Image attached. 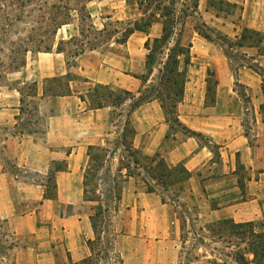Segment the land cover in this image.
<instances>
[{"label":"crops","instance_id":"1","mask_svg":"<svg viewBox=\"0 0 264 264\" xmlns=\"http://www.w3.org/2000/svg\"><path fill=\"white\" fill-rule=\"evenodd\" d=\"M258 2L264 4V0L244 1L242 18L245 25H237L234 38L240 35L243 27H247L260 31L264 44V8H253ZM149 29L147 32L134 31L128 39L141 33L144 41L155 37L150 36ZM211 43L215 46L211 40L198 37L192 43L191 51L194 53L199 44L209 48ZM240 48L257 70L243 65L233 73L227 62L220 61L217 66L214 58L205 59V55L192 53L183 99L188 92L202 94L204 98L208 77L214 76L217 97L233 93L234 82H238L251 96L250 105L241 115L232 109L221 115L201 113L189 116L188 120L177 114L180 122L194 134L179 138L177 132L172 133L169 136H175L172 146L159 154L168 165L181 163L189 172L182 183L188 198L180 203L183 212L191 213L185 215L187 223L190 219L213 223L227 218L235 222L264 221V91L260 75V71H264V55L258 54L255 47ZM54 54L60 55L59 52ZM44 58L38 59V72L43 77L61 75L69 70L59 71L55 60L46 64ZM195 62L199 63L198 66ZM70 66L91 83L110 85L111 81L118 79L119 82L128 75L110 69V75L114 77L102 81L84 59L75 60ZM208 66L214 68L211 74L207 72ZM134 75L130 87L125 89L137 93L141 81ZM52 101L57 111L48 117L42 140L32 134L35 132L16 139L12 158L20 169L34 173H46L52 161H63L66 168L55 171L56 194L50 199L44 196L42 181L10 173L0 166V220L10 236L9 245L0 246V264H6L2 261L4 257L10 264H80L93 253L87 243L95 237L89 219L92 212L91 208L87 210L82 205L86 202L83 199L82 163L88 157L89 145L109 144L111 128L118 127L114 124L116 120L112 119V112L117 107L90 109L86 101L73 92L53 96ZM129 119L134 128V146L146 153L158 154L167 143L170 128L159 101L153 99L140 104L131 110ZM123 125L124 121L115 132L117 139ZM135 140H138L136 144ZM153 193L140 190L132 176L124 182L115 217L117 224L127 223L132 226V231L123 230L116 235V250L121 254L122 264H173L160 254L170 252L174 241L170 239L180 224L173 217L169 220L173 225L172 232H165L163 225L160 232L154 228L151 212L156 209L157 199ZM63 206H70L71 211L66 213ZM26 207L29 208L23 209ZM142 221L148 224L140 229ZM157 247L161 249L157 250ZM209 256L203 254L191 264H206Z\"/></svg>","mask_w":264,"mask_h":264},{"label":"rangeland","instance_id":"2","mask_svg":"<svg viewBox=\"0 0 264 264\" xmlns=\"http://www.w3.org/2000/svg\"><path fill=\"white\" fill-rule=\"evenodd\" d=\"M46 1L51 3L55 0ZM228 1L235 2L236 6L230 9H218L208 6V0H198L197 9L192 11L191 9L183 10V5L178 3L176 29L172 35L171 43L179 38L183 45L189 44L192 56V43L198 37L205 39L200 35L199 31L207 32L211 35V41L215 43V46L211 43L208 44L209 48H207V46L199 44L194 49L193 54L205 55L207 57L205 59L212 57L215 59L217 66L220 65V61L227 62L228 68L234 73L242 68L243 65H252L254 62L246 56V52H243L242 48L231 45V43V46H229L228 43V39L231 41L235 39L233 32L237 28V25H245L242 12L244 11V1L246 0ZM215 3L218 4L217 0H215ZM30 6L28 4V8ZM257 7L258 10H262L264 4H261V2H258L256 5L254 4L253 8ZM86 8L91 15L94 25L98 29L102 28L104 24L112 28L117 25L116 21H127L139 15L134 5L127 0H89L86 1ZM25 14L19 16L17 12H6L0 9V166L10 173L14 172L13 174L42 181L45 193L52 194L54 192L52 188L53 180L47 176V172L41 174L34 173L29 169L24 171L16 165L12 158L16 147V139L31 134L28 130L37 129L32 134L39 140H42L48 117L55 115L57 111L54 106L56 104L52 101L53 96L42 94V87L47 77H43L38 72V59L45 57L44 62L46 64L55 60L54 63H56V68L59 71L69 69L75 74L77 79L72 82V89L73 94L76 96L85 94L87 88L93 84L84 81V76L81 73L78 74L76 72L78 70L70 66V64H74L75 60L80 59H84L89 69L96 73L97 77L102 81H109V79L114 77V75H110V69L128 74L124 80L118 82L117 79V84L111 81L109 85L114 89L119 87L127 88L131 85L132 75L146 72V50L143 47L145 37L142 33L134 34L125 44L114 43L113 38H102V42L95 48L90 49L89 46H85L84 52L73 59L69 55V52L79 45L83 39L79 34L80 25H78L75 19L74 12H72L74 19L70 23L59 27L56 32L53 29L54 25H41L40 13L37 10L30 14L29 12H25ZM160 32L161 24L159 22L154 23L149 29L151 37L158 36ZM114 36L116 37V34ZM59 41L62 42V49L64 51L59 52L60 55L56 56L54 53ZM205 41L208 40L205 39ZM36 44L50 46V54L31 48L32 52L28 51L25 54L24 66L18 70L9 67L13 57L11 50L17 49L20 52L23 46L30 48ZM18 57L17 59H19ZM159 62L160 58L154 65V74L157 73V68L160 66ZM195 63L198 66L199 63ZM213 71L214 68L208 66V74H211ZM119 75L121 76V73ZM214 79V76L208 77L209 81L207 85H209L210 89L206 91L204 98H202V94L187 93V96L177 106V114L181 115V118L188 120L189 116H199L201 113L221 115L229 112L230 109L241 115L245 111L246 106L250 105L251 96L243 84L234 82L233 93L231 92L229 95L226 94L224 96L220 94V97H217ZM216 101H219L217 105H215ZM130 103L131 101L127 100L113 110L112 119L116 120L114 124L118 125V127L111 128L112 131L110 132H112V136L109 144L98 146L103 150L94 149L91 151L93 160L96 157L99 158V161L94 160L91 162L87 177V192L83 196L86 202H83L82 205L87 210L91 208L92 213L95 211L98 203H101L105 208L100 238L95 239L94 237L92 260H97L101 264H122L121 254L116 250V235L123 230L126 232L132 231V226L127 223L117 224L115 215L118 200L122 196L124 182L128 180V176H132V179L140 190L147 192L150 187L153 189L151 192H154L153 194L156 196L157 203L156 209L151 213L154 216L153 226L157 231L160 232L159 229L163 225L165 232L168 230L172 232L173 225L169 223V220L175 217L179 221L180 228L175 231L174 237L170 239L171 241L174 240L171 242L170 252L167 251L165 254H160L163 259L171 260L173 264H191L194 259L205 254L211 255L206 260L208 264H223L224 262L231 264V258L226 253H229L235 247L233 245L230 246L225 241L218 240L216 235L209 229L212 222L206 220L196 222L191 219L188 223L186 222L185 215L189 214L188 216H190L191 213L183 212L184 208L180 206V203L188 198L186 193H184V189H182L183 181H171L170 177L161 175V167H158L155 161L152 162L153 158L156 161L158 159L164 160L159 154H163L164 151H167L172 146L174 142L172 138L175 139V136L169 137L172 133L177 132L180 138L182 135H189L188 132L183 130L175 121H171L167 143L158 153V156L136 148L133 141L134 134L127 137V141L131 142V147L136 150V153L128 152L124 147L122 137L120 136L117 139L115 132L123 124L126 113L130 108ZM86 104H88L87 101ZM20 106L22 110H19ZM137 142L138 140H135V144ZM215 150L217 152V147H215ZM10 154L11 157L9 156ZM134 159H136V162ZM88 160L89 157L82 163V168H84L82 170L83 180L86 168H88ZM97 163L102 164L96 170L94 166ZM180 164L177 163L169 166L179 169ZM151 165L152 167L149 168ZM125 166H127V169ZM237 166H240L238 162ZM175 168L173 169L175 170ZM150 173L154 175V178L150 176ZM173 173L174 171L172 175ZM240 175L243 177L244 173L241 171ZM27 208L29 207L23 209ZM63 209L66 213L71 211L70 206H63ZM168 223L169 227L167 226ZM145 224L147 225L148 222H140V229ZM9 240V232L3 227L0 220V246L6 247L9 245ZM125 244L129 246L128 243ZM160 249L157 247V250ZM119 259H121V263H119ZM2 261L10 264L7 262L6 257L2 258Z\"/></svg>","mask_w":264,"mask_h":264},{"label":"trees","instance_id":"3","mask_svg":"<svg viewBox=\"0 0 264 264\" xmlns=\"http://www.w3.org/2000/svg\"><path fill=\"white\" fill-rule=\"evenodd\" d=\"M86 1L89 0H55L51 3L46 0H0V9L6 12H17L19 16L25 14V12H29L30 14L37 10L40 13L41 25H54V32L62 25L70 23V21L74 19L72 16V12H74L75 19L78 25H80L79 34L83 39L79 45L69 52V55L73 59L84 52L85 46H89L90 49L95 48L102 42V38H113L114 43L125 44L128 37L134 31L147 32L154 23L159 22L161 24L160 34L152 38H146L143 43V47L146 50V72L134 75L141 81V86L137 90V93H133L125 88L114 89L108 84L95 82L87 88L85 94H79V97L81 100L88 102L87 106L90 109L104 106L118 107L127 100L131 101L121 133L122 142L128 152L136 153V150L131 147V142L127 141V137L134 134V128L129 119L130 112L140 104L149 100L156 99L159 101L164 113L165 122H167L170 127L171 121H175L183 130L188 132L189 135L194 134L193 131L186 128L180 122L177 115V106L183 100L184 86L187 80V69L191 63L190 45H183L179 38L175 39L172 43L171 41L177 23V4L181 3L184 7L183 10L191 9L195 11L198 6V0H127L134 5L139 15L127 21H116L117 25L112 28L104 24L100 29L94 25L91 15L86 8ZM217 2L218 4L215 3V0H208V6L218 9H230L236 6L235 2L228 0H217ZM28 4L31 5L29 8ZM25 15L27 16V14ZM199 33L205 39L212 40L209 33L204 31H199ZM115 34L116 37L114 36ZM262 40L263 36L260 31L243 27L240 31V35L233 41L228 39V43L229 46L255 47L258 54L264 55V44H262ZM31 48L43 52H49L51 49L48 45L42 46L40 44H36L30 48L23 46L20 52L17 49H13L11 50L13 53L12 62H10L11 66L9 65V67L18 70L20 67L24 66L25 54L28 51L32 52ZM63 51L62 42L59 41L56 52ZM18 54L20 55L19 57ZM17 57L19 59H17ZM159 58L160 66L157 68V73L154 74V65ZM248 66L256 69L253 65ZM260 75L262 76L261 88L264 91V71H260ZM76 79L77 76L69 70L61 75L47 77L42 87V94L50 96L70 95L73 92L71 84ZM83 80L86 82L88 81L86 78ZM214 83H216L215 80ZM209 89L210 87L208 85L207 91H209ZM19 110H22L21 106ZM36 131L37 129L28 130L29 133ZM94 149L103 150L98 146H88V168H86L83 180L84 195L87 192V177L91 162L94 160L99 161V158L94 157L93 160L91 157V151ZM156 156H158V154H156ZM134 161L136 162V159H134ZM154 161L157 163L158 167H161V175L170 177L171 181L181 182L186 180L189 176L188 170L182 164H180V168L177 169L167 165L163 159H158V161H156V159L153 158L152 162ZM101 164L102 163H97L94 169H99ZM150 167H152V165L149 166V168ZM65 168L66 165L63 161H52L49 165L47 176L53 180L52 188L54 192L52 194L44 193L46 198H55L56 184L54 173L58 170H65ZM125 168L127 169V166H125ZM173 168H175V170ZM173 171L174 173L172 175ZM150 176L154 178V175H151V173ZM152 190L153 189L150 187L147 191L150 192ZM90 200H92V198H90ZM104 211L105 208L101 203H98L95 207V211L89 215L95 239L100 238L99 235L102 230L101 224L104 220ZM209 229L216 235L219 241H225L230 246L233 245L235 247V249L226 253V255L231 258V264H264V221L235 222L227 218L212 223ZM93 242L94 239H89L87 241L92 251ZM96 263H98L97 260H92L91 256L86 257L80 262V264ZM119 263H121V259H119ZM223 264L227 263L224 262Z\"/></svg>","mask_w":264,"mask_h":264}]
</instances>
